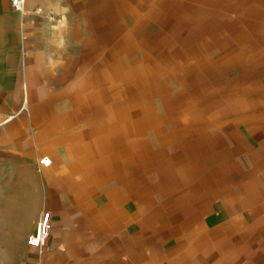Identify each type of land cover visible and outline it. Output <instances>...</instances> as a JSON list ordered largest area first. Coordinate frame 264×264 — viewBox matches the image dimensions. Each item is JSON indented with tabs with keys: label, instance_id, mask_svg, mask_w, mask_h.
<instances>
[{
	"label": "crops",
	"instance_id": "0c3cea01",
	"mask_svg": "<svg viewBox=\"0 0 264 264\" xmlns=\"http://www.w3.org/2000/svg\"><path fill=\"white\" fill-rule=\"evenodd\" d=\"M25 11L0 0L9 264H264V0Z\"/></svg>",
	"mask_w": 264,
	"mask_h": 264
},
{
	"label": "built area",
	"instance_id": "2783aa9c",
	"mask_svg": "<svg viewBox=\"0 0 264 264\" xmlns=\"http://www.w3.org/2000/svg\"><path fill=\"white\" fill-rule=\"evenodd\" d=\"M10 6L17 11L21 16L25 15V3L26 0H9ZM34 12L39 13L40 9L36 8ZM49 160L41 158L39 160L40 164L48 165ZM51 229V214L48 210H43L38 215L35 226L32 232H30L26 237V244L34 248H42L49 236Z\"/></svg>",
	"mask_w": 264,
	"mask_h": 264
},
{
	"label": "rangeland",
	"instance_id": "374dc122",
	"mask_svg": "<svg viewBox=\"0 0 264 264\" xmlns=\"http://www.w3.org/2000/svg\"><path fill=\"white\" fill-rule=\"evenodd\" d=\"M41 159V158H40ZM39 159V160H40ZM43 211V210H42ZM40 214V213H39ZM38 214V215H39ZM38 217V216H37ZM37 219V218H36ZM36 222V221H35ZM33 231V230H32ZM31 231V232H32ZM50 233V232H49ZM49 237V236H48ZM2 246V245H1ZM11 252L7 247H0V264H9L12 257L10 256Z\"/></svg>",
	"mask_w": 264,
	"mask_h": 264
},
{
	"label": "bare ground",
	"instance_id": "6f19581e",
	"mask_svg": "<svg viewBox=\"0 0 264 264\" xmlns=\"http://www.w3.org/2000/svg\"><path fill=\"white\" fill-rule=\"evenodd\" d=\"M45 158V157H44ZM45 160H48L47 158H45ZM48 162H50V160L48 161Z\"/></svg>",
	"mask_w": 264,
	"mask_h": 264
}]
</instances>
